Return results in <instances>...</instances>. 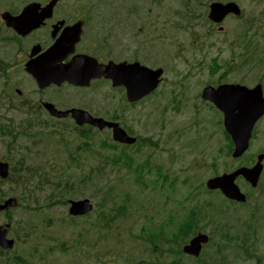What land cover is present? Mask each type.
Listing matches in <instances>:
<instances>
[{
	"label": "flooded vegetation",
	"instance_id": "1",
	"mask_svg": "<svg viewBox=\"0 0 264 264\" xmlns=\"http://www.w3.org/2000/svg\"><path fill=\"white\" fill-rule=\"evenodd\" d=\"M192 1L184 0L180 5L179 0H0V102L10 111L25 116L31 127L36 118L50 119L44 107L48 103L61 111L75 107L94 116L106 115L107 120L118 122L129 138L134 136L140 143L143 137L133 133L131 122L141 125L147 107L157 104L153 101L159 99L164 89L169 91L164 97L167 104L158 108L161 113L215 111L219 115L216 128L221 136L214 156L219 157L208 165L206 177V180L212 178L210 185L214 188L207 187L202 192L205 196L202 201L182 203L187 218L180 222L175 220L180 203L175 199L174 187L166 194L160 193L161 210L172 218L161 226L178 228L180 224L187 228V239L200 234L206 240L197 257L182 254L188 261L178 260L175 264H264V113L252 127L247 149L240 156H233L234 145L225 129V112L219 111L212 102L200 99V91L194 95L185 93L195 84H199L201 90L204 85L216 88L220 84L238 83L248 88L261 85L264 97V70L258 73L264 60L256 56L245 65L241 60L234 69H226L228 65L218 59L209 60V68L222 64L219 67L222 74L216 80L202 82L193 74H198L202 65H206V52L199 46L196 53L192 39L189 55L182 60L185 71L166 77L161 56L163 47L173 48L170 54H165L166 61H178L177 21L194 17ZM198 56L201 58L196 59ZM70 64L78 68L132 64L134 72L141 70L140 67L161 68L163 75L148 95L128 101L126 88L113 86L112 80L101 72L87 87L67 79L57 82L51 77L50 66ZM244 66L248 68L238 79L226 77L227 73L238 72ZM124 73L127 83L131 79L130 70ZM102 88L108 90L106 94L110 92L105 112L96 109L94 103L97 102L88 98L83 100V105L67 104L79 94L89 93L91 89L99 92ZM230 103L227 101L225 105ZM51 118L73 121L70 115ZM72 127L77 130L76 126ZM108 131L110 133L111 129ZM77 145L75 139L76 149ZM261 154V170L255 181L249 173L231 175L238 169L254 166ZM164 177L173 180L169 174ZM200 194L199 188H193V196ZM175 233L164 237V241L177 243L178 229Z\"/></svg>",
	"mask_w": 264,
	"mask_h": 264
},
{
	"label": "rangeland",
	"instance_id": "2",
	"mask_svg": "<svg viewBox=\"0 0 264 264\" xmlns=\"http://www.w3.org/2000/svg\"><path fill=\"white\" fill-rule=\"evenodd\" d=\"M183 1L179 0V4L181 5ZM211 1L223 2L228 0H193L194 17L191 19L179 18L177 21L178 25L175 32L178 37L177 53H179L180 57L178 61L170 59L166 61L165 54H170L173 48L168 47L166 49L163 47L164 51L161 56L166 77L178 76L185 71L186 66L182 60L189 55L192 39L195 40L194 48L196 53L199 46L204 47L206 62L218 59L220 62L226 63L228 68L240 63L241 60H251L256 56H264V1L233 0L242 8L243 16L237 18L234 15H228L221 22L223 26L221 31L217 29V25L207 19V5ZM203 11H205L204 15L201 14ZM173 32L174 30H172ZM151 55L154 57L153 54ZM200 58L198 56L196 59ZM208 64L202 65L198 74H193L195 79L202 82L211 81L216 80L218 75L222 74V69H219L220 65L211 69L207 67ZM247 68L244 66L238 69V72L233 70L227 73L226 77L230 76L232 79H238L240 77L239 74L243 71L245 72ZM262 69L264 70V64H260L258 73ZM166 81L169 80L167 79ZM167 85L171 86L172 84ZM199 89L200 85L195 84L193 88H189L185 93L194 95ZM107 91L106 88H102L99 92L91 89L89 93L75 96L67 104L83 105V100L88 98L90 101L97 102L94 103L96 109H101V112H105L108 106L107 97L110 94V92L106 94ZM168 91L169 89L162 90L159 99L153 101L158 106L147 107L146 115L142 119L141 125H139V122H131L134 134L140 135L145 139L147 137L152 138V146L149 148L141 147L142 154H139V156L140 158L147 155L150 156L152 163L160 166L154 167L162 169L163 172L177 174L186 179L189 177L191 180L194 177L193 184H197L206 179L208 165L215 163L219 157V155H214H216L221 133L218 132L215 126H210L205 121L206 116L203 114H192L189 111L174 113L170 110L164 113L160 111L154 112L159 106L167 104V100L164 97ZM66 94L71 95L73 92H66ZM203 107V105H200V108ZM185 108L190 109L191 107L185 106ZM204 113L210 116L211 119H217L219 116L215 111L208 109H205ZM23 117L22 114L10 111L0 102V129L2 125L8 123V120H10V123L12 121L15 123ZM103 117L107 116L103 115ZM13 133H16V131L13 130ZM68 133L69 130H65L62 132V137L54 138L68 140L70 139L67 136ZM107 136H109V132L93 133L95 141H100L103 138H107ZM26 139L27 137L17 138V140ZM155 142L157 145L153 146ZM16 149L9 136L0 133V159H4L5 152L12 155V151ZM46 149L58 148L47 147ZM60 149H68V147H61ZM133 149L136 150L137 147H133ZM131 154L135 155L134 152ZM195 163L204 164V166H196V168L192 169ZM154 167H146L143 170L145 177L149 179L144 191L142 187L145 185V180L143 179L144 185L137 180L142 186L141 192L143 191L140 200L145 205L151 201L150 206L143 209L138 205H134L130 207L124 217H118L117 211H110V208L122 205L123 190L126 182L120 176H115V171L110 173L107 165L100 169L99 172L94 173L93 178L85 180L78 178L69 179L68 190L61 195L63 197H73L70 198L73 200L88 197L92 202L96 199H92L90 193L95 196L98 195L99 219L109 220L111 215V219L116 220L115 223L111 224V228H101L100 223L95 221V214L89 218L79 219L77 221L78 226L71 227L68 222L64 221L68 204L65 206L58 196L55 197L52 203L37 210L29 218L19 221L16 224V228L23 232L30 231L33 234H42L45 231L44 226L47 223L51 224L49 231L46 233L49 240L41 241L52 246L59 245L57 241H54L55 238L61 239L64 241L62 247L67 248L68 251L66 255H62L58 250H53L47 256V264H61L62 260L69 261L70 264H147L149 261L155 263L157 262V254L152 255L147 244L138 238V236L144 234L145 217L151 216L149 222L153 223L157 229V222L161 221L158 212L161 202L153 203L152 200L158 197L161 198L158 194L165 189L166 182L165 178L160 175L154 180L157 177ZM192 173L194 174L192 175ZM130 179L131 181L135 180L134 172H131ZM152 186L155 187L154 192L151 191ZM179 186L181 187L182 184H179ZM94 188H97V191ZM82 192L84 193L81 194ZM141 201L140 205H142ZM102 211L108 213L106 217L102 216ZM21 213L22 209L15 210L14 216L17 217ZM113 215L114 217H112ZM1 222H3L2 213H0V224ZM82 228H86V231L82 230ZM28 247L29 245L19 243L16 249L24 250ZM168 247L172 250L168 253H171L175 251L177 244L171 243ZM156 249L159 250L160 248L157 246ZM154 253H156L155 250ZM125 260L128 262H125ZM9 264L22 263L10 261Z\"/></svg>",
	"mask_w": 264,
	"mask_h": 264
},
{
	"label": "water",
	"instance_id": "3",
	"mask_svg": "<svg viewBox=\"0 0 264 264\" xmlns=\"http://www.w3.org/2000/svg\"><path fill=\"white\" fill-rule=\"evenodd\" d=\"M228 13L239 15L240 9L235 2L230 1L222 3L214 1L209 6L208 18L213 22H220ZM67 69L69 68H66V70ZM128 69L134 71L133 68L124 69L123 66H108L104 68L103 72L110 76L114 81L113 83L117 85L124 83V72ZM146 70V72L142 70L135 72L140 81L145 80V87L142 89L141 95L154 89L157 77L161 72L160 69L153 71L146 68ZM65 73L66 75L68 74L70 78L75 77L77 80L76 83L78 84H83L88 78V76L78 77L75 74ZM132 81H134V79L130 80V82ZM131 85L137 86L138 84L131 83ZM202 97L204 99L213 100L225 112V127L228 133L232 136L235 144L233 155L237 156L241 154L246 148L249 133L254 122L264 112V99L261 96V90H259V88L247 90L246 87L238 84L221 85L217 89L206 87L203 90ZM227 101L231 102L228 106L225 105V102ZM46 106L50 112L54 113L56 116H66L68 114V111H56L51 104H47ZM236 110L238 111L237 113L235 112ZM70 112L78 124L89 123L97 126L99 129H102L105 126L113 127L114 140L119 142H130V140L127 139V135L120 127H118L117 123L107 122L102 118H94L87 112L79 109H72ZM0 176H6V165L2 163H0ZM3 207L4 206H0V208ZM90 208L87 200L72 202L70 213L80 214L86 212ZM204 240L205 239L202 236H197L192 239L189 244L183 247V251L197 255L200 248V242ZM0 244L5 247H11L12 245V241L5 238V230L2 228H0Z\"/></svg>",
	"mask_w": 264,
	"mask_h": 264
},
{
	"label": "trees",
	"instance_id": "4",
	"mask_svg": "<svg viewBox=\"0 0 264 264\" xmlns=\"http://www.w3.org/2000/svg\"><path fill=\"white\" fill-rule=\"evenodd\" d=\"M11 176H12V173L10 174V176H9L7 179H5V180L0 179V195H1V196L5 195V194H10V193L13 191L14 188H10V185L12 184V183H10V181L12 180V179H11ZM14 177L16 178L17 176L15 175ZM23 182H26V180H20V181H19V183H23ZM66 185H68V184H66ZM66 185H65V186H66ZM6 189H8V191H6ZM56 195L59 197V200H60L61 202H62V201H66V200L64 199V197H63L62 195H60L59 193H56ZM124 209H125V206H121V207H120V206L118 205V206H116V207H113V206H112V207L110 208V211H112V210L117 211L118 217H120V216L123 215V213H124ZM101 214H102L103 217H106L108 213L102 211ZM112 217H114V215H113ZM105 221H108L107 223H105V225L107 226V229L110 228L109 223H110V221H113V219H111V215H110V217H109V220L106 219ZM148 241H149V240H148ZM152 244H153V243H152Z\"/></svg>",
	"mask_w": 264,
	"mask_h": 264
}]
</instances>
